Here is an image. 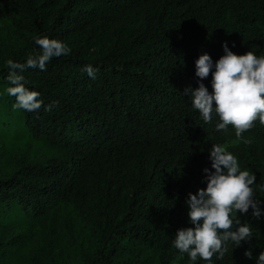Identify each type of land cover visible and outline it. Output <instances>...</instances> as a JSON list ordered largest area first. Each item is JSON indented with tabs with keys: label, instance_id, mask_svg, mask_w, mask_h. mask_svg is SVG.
I'll return each mask as SVG.
<instances>
[{
	"label": "trees",
	"instance_id": "trees-1",
	"mask_svg": "<svg viewBox=\"0 0 264 264\" xmlns=\"http://www.w3.org/2000/svg\"><path fill=\"white\" fill-rule=\"evenodd\" d=\"M0 20L17 45L8 51L15 62L41 53L37 37L71 49L44 71L21 73L43 100L33 112L13 107L11 69L0 63V139L60 153L0 174V204L10 218L0 221L2 235L23 219L31 237L72 210L97 236L84 264H134L118 257L125 242L151 246L158 264H257L264 215L256 219L251 209L235 213L251 224V244L230 243L223 259L192 262L173 240L193 226L186 201L207 186L212 145L238 139L231 125L216 130L215 114L205 123L184 89L203 83L212 91L211 75L200 81L195 62L208 54L215 65L225 43L237 55H264V0H0ZM87 65L98 69L95 79ZM240 139L227 151L255 174L254 198L264 210V125L257 119Z\"/></svg>",
	"mask_w": 264,
	"mask_h": 264
},
{
	"label": "clouds",
	"instance_id": "clouds-1",
	"mask_svg": "<svg viewBox=\"0 0 264 264\" xmlns=\"http://www.w3.org/2000/svg\"><path fill=\"white\" fill-rule=\"evenodd\" d=\"M35 44L42 51L30 54L26 63L12 59L6 62L11 69L7 79L13 85L6 91L16 99L13 107L29 112L38 111L43 106V100L39 98V92L26 87L27 81L21 73L28 68L44 71L52 58L71 52L66 43L47 36L37 37ZM223 51L224 55L215 65L208 54L200 55L195 62V75L200 81L211 75L212 91L209 92L203 83H199L195 89L186 87L183 95L191 97L192 107L200 113L205 123H211L215 114L220 119L216 130L226 133L231 125L240 139L257 119L264 125V55L257 56L250 50L237 55L227 43L223 45ZM83 71L95 79L98 69L87 65ZM55 104L58 102L49 104L45 111H51ZM209 159L211 170H203L206 188L199 189L196 194L188 193L186 201L193 226L179 229L173 240V246L186 253L192 262L198 258L211 262L216 254L218 259H223L230 243L235 248L241 247L242 242L251 244V224L241 223L235 213L246 215L251 209V215L256 219L264 215L261 203L254 198L252 185L256 181L255 174L250 170L242 171L238 158L221 144L212 145ZM244 256L249 260L253 258L251 247L244 252ZM257 264H264V251L259 253Z\"/></svg>",
	"mask_w": 264,
	"mask_h": 264
},
{
	"label": "rangeland",
	"instance_id": "rangeland-1",
	"mask_svg": "<svg viewBox=\"0 0 264 264\" xmlns=\"http://www.w3.org/2000/svg\"><path fill=\"white\" fill-rule=\"evenodd\" d=\"M16 48L17 45L10 39L6 26L0 20V63H6L9 58L8 51ZM243 140H229L223 146L227 150L228 147L237 145ZM59 154L43 143L0 139V174L9 171L17 164L43 161ZM8 220H10L9 213L0 204V221L6 223ZM44 224L40 230H34L31 237V230L23 219L14 225H9L4 235L0 230V252L3 251V264H84V259L97 246L95 230L84 224L72 210L65 212L58 220ZM21 236L26 238L24 243H21ZM118 257L120 260H135L134 264H158V254L149 245L135 246L125 242Z\"/></svg>",
	"mask_w": 264,
	"mask_h": 264
}]
</instances>
